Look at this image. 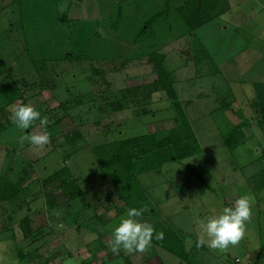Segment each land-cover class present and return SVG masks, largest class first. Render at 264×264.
<instances>
[{
  "label": "rangeland",
  "instance_id": "rangeland-1",
  "mask_svg": "<svg viewBox=\"0 0 264 264\" xmlns=\"http://www.w3.org/2000/svg\"><path fill=\"white\" fill-rule=\"evenodd\" d=\"M214 1L222 13L195 25L178 13L183 0H0V188L2 182L17 187L11 202L0 199V264H41L24 253L19 222L38 215L49 196L89 204L75 216L79 229L71 236L75 247L89 251L85 264H137L136 254L111 251L113 229L126 211L93 148L179 128L164 94L148 88L156 78L153 56L168 72L200 152L136 177L142 219L183 241L186 260L166 250L180 251L176 241L155 234L138 256L148 264H253L260 253L264 264V61L243 72L247 63L232 60L245 39L239 22L247 6ZM255 20L251 30L260 33L264 20ZM127 90L133 91L124 99ZM23 101L47 120L30 132L49 133L43 147L22 141L26 133L9 119L10 106ZM75 132L67 144L64 137ZM56 173L59 179H50ZM246 193L254 202L245 235L225 250L210 249L204 218ZM69 215L68 235L75 232ZM200 238L205 243L197 246ZM59 247L61 255L70 250Z\"/></svg>",
  "mask_w": 264,
  "mask_h": 264
},
{
  "label": "trees",
  "instance_id": "trees-1",
  "mask_svg": "<svg viewBox=\"0 0 264 264\" xmlns=\"http://www.w3.org/2000/svg\"><path fill=\"white\" fill-rule=\"evenodd\" d=\"M221 1V5L224 6V0ZM183 2L182 8H177L179 15L184 20V22H187L188 20L191 22L193 21V24L195 25L212 21L218 15H220L223 10V8L218 7L220 6L219 1L212 0L211 2H208L204 0V2H202L201 0H183ZM187 6L190 9L192 8L191 12L188 11L186 13V10H184V8ZM155 57L156 56L149 58V62L153 65L156 78L148 88L152 94H164L165 100L168 102L169 106L172 107L175 113V119L179 124V128L173 130L168 136L165 137H157V135L150 134L148 136H139L127 140H118L107 146L99 145L93 148V152H95V155L97 156L96 158L99 160H97L99 166L102 168L101 170L104 171V174L114 187V192L118 199L123 202L125 211L131 207L139 208L144 206L142 199L143 193L141 187L137 183V176L147 172H158L159 168L169 161H181L183 159L195 156L200 152L197 142L189 128L185 114L179 102L175 98L168 72L165 70L162 60L159 58V56H157L158 59L154 60ZM132 91L133 90L124 91L125 95H122V97L127 99L128 93H131ZM23 103L25 104V101H23ZM56 121L53 123V125H56ZM37 125L38 121L35 122L33 127ZM76 135V132L69 133L64 137V141L67 144L73 143L75 142ZM27 145H25V147ZM104 146H106L107 154L105 157H102L98 154H103L101 152H103ZM54 177L59 179V175L57 173L50 179H53ZM49 180H45L43 183L47 184ZM1 186V200L11 202L9 200L16 198L17 187L11 183L5 184L4 182L1 183ZM78 194L79 192H77L75 195ZM28 221L29 220L27 218H22L19 222V229L23 240H32L31 237L33 231L28 230ZM172 233L173 232L170 230H165L163 232V238L169 244L172 242L175 243L176 241L180 251H172L169 247L165 248L168 252L172 253L179 259L184 260L187 258V254L183 251V241L182 243L179 240L177 241ZM260 249H264V244L260 246ZM19 256L21 258V254H19ZM51 261L52 260H49V262ZM259 263L260 253L257 254L253 260V264Z\"/></svg>",
  "mask_w": 264,
  "mask_h": 264
},
{
  "label": "crops",
  "instance_id": "crops-1",
  "mask_svg": "<svg viewBox=\"0 0 264 264\" xmlns=\"http://www.w3.org/2000/svg\"><path fill=\"white\" fill-rule=\"evenodd\" d=\"M231 4L232 7H234L235 5L242 6L243 8L244 5L247 6L244 14L240 15L243 20L239 22L242 24L241 29L243 30V32H245L243 34L245 39L241 41V43H238L241 47L240 55L237 58L234 57V59L232 60L247 63L242 71L249 72L252 69V64H256V62H259L260 60L264 61V28H259L261 29L260 33H254V31L251 30L252 27H255L254 23L258 22L255 20V16H259V19L264 20V0H232ZM237 26L235 29H239ZM261 39L262 42L260 45L259 41ZM256 44L258 45L257 47H255ZM249 107L253 108L250 105ZM259 107H261V105ZM259 107L255 108L259 109ZM262 114L264 116V113ZM31 131L32 129L29 132ZM26 148L28 147H25V149ZM82 201L83 200L80 198H67L64 200L61 197H43V206L41 207L42 211L38 213V215L29 214L27 228L28 230L33 231L31 237L32 241L30 245H28V243H30V240L25 241L22 239V235L19 229V243L23 245L24 253L25 251L30 252L29 257L39 258V262L41 264H69L68 260L70 259H72V264H79V261L77 259H74L69 253V251L73 250L78 254V256H80V258H83L82 264H85L87 261L89 263V251L85 250L84 248L79 249L75 247L76 245L73 242H71V236L76 234L79 229L77 227L78 223L75 220V216L81 214V212H83L82 209L85 208L86 205L87 207L89 205ZM72 210L74 211L72 212ZM69 214H72V224L74 225V228L72 229L75 230V232H71L68 235V233L65 231L66 229L69 230V228L72 227L71 225H69V221L67 219V217L70 216ZM86 245L87 244L85 243V246ZM59 246H66V250L67 248L70 250H64L61 255V253L59 252ZM102 251L97 252L100 253ZM133 253L136 254L133 257L136 260L137 264H148L146 261L148 258H143L139 255L141 258L140 259L138 256L139 252ZM51 256H54V258L50 259ZM59 256L60 260L58 261L57 258ZM49 260L52 261L49 262ZM156 262L159 264L158 259H156Z\"/></svg>",
  "mask_w": 264,
  "mask_h": 264
},
{
  "label": "clouds",
  "instance_id": "clouds-1",
  "mask_svg": "<svg viewBox=\"0 0 264 264\" xmlns=\"http://www.w3.org/2000/svg\"><path fill=\"white\" fill-rule=\"evenodd\" d=\"M10 121L26 133L21 140H27L30 144L43 147L49 143L50 137L47 131L30 133L37 120L39 127L44 129L47 125L46 118L41 117L40 112L30 104L10 106ZM254 196L251 194L240 195L231 207H223L216 215H208L204 218L203 230L207 237V246L212 250H225L230 245L237 244L246 233L247 222L252 215L251 205ZM146 209L141 206L131 207L126 211V217L120 219L119 224L113 229L110 243L113 254L121 250L126 253L144 252L152 246L153 236L162 239L163 233L157 232L154 226L143 220ZM203 238L198 239L197 246L204 245Z\"/></svg>",
  "mask_w": 264,
  "mask_h": 264
},
{
  "label": "built area",
  "instance_id": "built-area-1",
  "mask_svg": "<svg viewBox=\"0 0 264 264\" xmlns=\"http://www.w3.org/2000/svg\"><path fill=\"white\" fill-rule=\"evenodd\" d=\"M235 262H237V260H235Z\"/></svg>",
  "mask_w": 264,
  "mask_h": 264
}]
</instances>
